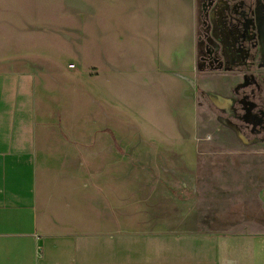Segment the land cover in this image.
<instances>
[{"label":"rangeland","instance_id":"rangeland-1","mask_svg":"<svg viewBox=\"0 0 264 264\" xmlns=\"http://www.w3.org/2000/svg\"><path fill=\"white\" fill-rule=\"evenodd\" d=\"M154 2L112 4L101 19L85 14L84 33L40 18L45 7L36 5L33 20L0 36L6 48L26 44L33 53L3 59L39 60L30 70L47 122L64 109L98 126L100 159H113L118 178L162 182L166 196L176 191L190 204L210 196L236 226L264 201V0H198L194 71L189 45H176L189 31V1Z\"/></svg>","mask_w":264,"mask_h":264},{"label":"crops","instance_id":"crops-1","mask_svg":"<svg viewBox=\"0 0 264 264\" xmlns=\"http://www.w3.org/2000/svg\"><path fill=\"white\" fill-rule=\"evenodd\" d=\"M188 1L189 31L176 34V45H189L194 71L198 0ZM126 2L0 0V36L33 20L39 4L40 18L56 17L64 29L84 33L85 14L108 17L112 4ZM5 53L33 51L0 43V264H264L263 200L235 226L210 196L190 204L176 191L166 196L162 182L138 186L130 174L118 178L113 159H100L98 126L85 127L76 111L64 109L56 124L47 122L50 111L41 107L40 81L30 70L39 60H5Z\"/></svg>","mask_w":264,"mask_h":264},{"label":"trees","instance_id":"trees-1","mask_svg":"<svg viewBox=\"0 0 264 264\" xmlns=\"http://www.w3.org/2000/svg\"><path fill=\"white\" fill-rule=\"evenodd\" d=\"M117 147H118V145H117Z\"/></svg>","mask_w":264,"mask_h":264}]
</instances>
